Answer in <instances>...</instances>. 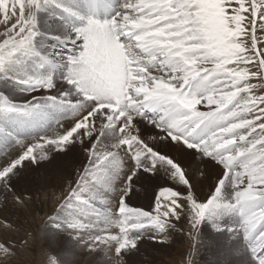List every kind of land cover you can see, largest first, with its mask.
<instances>
[{"label": "snow or ice", "instance_id": "snow-or-ice-1", "mask_svg": "<svg viewBox=\"0 0 264 264\" xmlns=\"http://www.w3.org/2000/svg\"><path fill=\"white\" fill-rule=\"evenodd\" d=\"M144 179L154 199L132 206ZM9 205L51 207L35 235L0 214V264L61 237L87 264H130L176 236L181 264L219 241L213 264H264V0H0Z\"/></svg>", "mask_w": 264, "mask_h": 264}, {"label": "rangeland", "instance_id": "rangeland-1", "mask_svg": "<svg viewBox=\"0 0 264 264\" xmlns=\"http://www.w3.org/2000/svg\"><path fill=\"white\" fill-rule=\"evenodd\" d=\"M73 162V158H68L62 162V165ZM211 171L212 180H214L215 170L212 169ZM155 183V181L148 179L137 181L134 184L135 192L131 196L130 204L135 207L148 208L154 199ZM207 184H209L208 181ZM208 190L203 191L206 194ZM49 207L51 205L45 206L43 211L38 210L34 216H22L13 206L9 205L7 208H0V214L8 216L13 221L19 220L25 228L35 235L42 227L44 214L50 210ZM202 236L203 239L208 240L214 237L215 233L210 228H205ZM189 243L187 238L181 236L174 237L169 244L164 245L145 239L140 245L139 253L132 258L130 264H181L188 251ZM222 243L223 241H219L216 246L208 248L199 246L198 252L193 257L194 264H213L214 261L220 258L218 248L219 244ZM53 248L57 249L70 264H87L88 260L91 259L74 242L67 240L66 237H61L58 242L51 244L50 247L42 240L40 244L34 246V251L21 249L14 264H40L46 258V254H49ZM61 248H63V251H61Z\"/></svg>", "mask_w": 264, "mask_h": 264}, {"label": "bare ground", "instance_id": "bare-ground-1", "mask_svg": "<svg viewBox=\"0 0 264 264\" xmlns=\"http://www.w3.org/2000/svg\"><path fill=\"white\" fill-rule=\"evenodd\" d=\"M67 50H68V51L71 50V45H68ZM203 190H205V191L208 190V184H207V181H206V182L201 186V188H200L201 193H202V194H205V192H204ZM49 208H50V207H49ZM46 212H47V211H46ZM64 238H65V237H64ZM61 240H62V239H61ZM63 242H64V241H63ZM201 248H202V247H201ZM201 248H200V249H201ZM200 249H199V250H200ZM197 252H198V251H197ZM200 252H201V251H200ZM198 254H199V253H198ZM197 256H198V255H197Z\"/></svg>", "mask_w": 264, "mask_h": 264}]
</instances>
